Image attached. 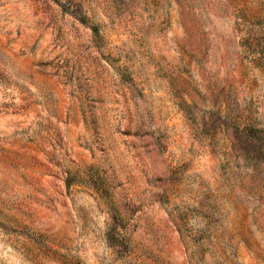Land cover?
Masks as SVG:
<instances>
[{
	"label": "rangeland",
	"instance_id": "1",
	"mask_svg": "<svg viewBox=\"0 0 264 264\" xmlns=\"http://www.w3.org/2000/svg\"><path fill=\"white\" fill-rule=\"evenodd\" d=\"M0 264H264V0H0Z\"/></svg>",
	"mask_w": 264,
	"mask_h": 264
}]
</instances>
